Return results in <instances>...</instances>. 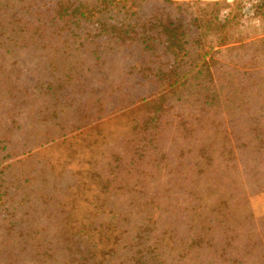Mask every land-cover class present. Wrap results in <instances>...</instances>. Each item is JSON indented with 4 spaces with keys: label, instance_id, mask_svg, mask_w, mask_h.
Wrapping results in <instances>:
<instances>
[{
    "label": "trees",
    "instance_id": "obj_1",
    "mask_svg": "<svg viewBox=\"0 0 264 264\" xmlns=\"http://www.w3.org/2000/svg\"><path fill=\"white\" fill-rule=\"evenodd\" d=\"M226 10L0 0V264H264V43L215 61Z\"/></svg>",
    "mask_w": 264,
    "mask_h": 264
},
{
    "label": "rangeland",
    "instance_id": "obj_2",
    "mask_svg": "<svg viewBox=\"0 0 264 264\" xmlns=\"http://www.w3.org/2000/svg\"><path fill=\"white\" fill-rule=\"evenodd\" d=\"M176 1L184 2V3L197 2L202 8H207L209 9V11L215 10L216 8L223 9L227 7L226 12L222 14L223 19L228 17L225 19L228 20V23L224 31H222L221 33L220 32L213 33L210 31L202 30V34L205 42L207 44L212 45L214 47L213 48L214 51L220 49L219 54L214 56V60L219 63L229 64L230 60L232 61L235 59L234 58L235 56H233L232 54L233 52L227 51V48L235 49L238 46L247 45L250 44V42H256V41L264 43V17L262 18L261 15H258L257 11H255L256 17L252 16L246 18L242 10L241 12L239 11V8H241L240 5H237L236 3H232L231 0H176ZM215 2H221L222 5L219 7H214L213 4ZM255 7L257 10V5ZM223 39L225 40V44H226L225 46H222L221 44V41ZM238 61L240 60L238 59ZM243 63L247 66L250 64L249 67H251L252 69L257 68L264 73V56H247L245 59H243ZM107 119H105L104 121H106ZM50 145L52 144H49L45 147H48ZM43 148L35 150L30 154L36 153L37 151ZM30 154L28 153L20 158L15 159L14 161L8 162V164L15 162L19 159H22L24 157H27ZM250 202L256 217L258 218L263 217L264 192L252 196L250 198Z\"/></svg>",
    "mask_w": 264,
    "mask_h": 264
},
{
    "label": "built area",
    "instance_id": "obj_3",
    "mask_svg": "<svg viewBox=\"0 0 264 264\" xmlns=\"http://www.w3.org/2000/svg\"><path fill=\"white\" fill-rule=\"evenodd\" d=\"M232 3H236L237 5H240L241 10L245 17H252L255 15L256 11V5L258 3V0H231Z\"/></svg>",
    "mask_w": 264,
    "mask_h": 264
}]
</instances>
